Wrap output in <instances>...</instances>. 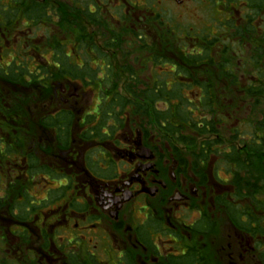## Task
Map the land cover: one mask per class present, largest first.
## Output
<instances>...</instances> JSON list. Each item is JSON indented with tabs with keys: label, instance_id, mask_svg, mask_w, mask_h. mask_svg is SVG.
<instances>
[{
	"label": "flooded vegetation",
	"instance_id": "flooded-vegetation-1",
	"mask_svg": "<svg viewBox=\"0 0 264 264\" xmlns=\"http://www.w3.org/2000/svg\"><path fill=\"white\" fill-rule=\"evenodd\" d=\"M225 3L9 0L11 10L41 4L43 16L25 31L0 28V264H264V211L242 214L231 173L223 180L215 165L175 150L165 126L129 113L135 105L125 115L111 105L121 83L131 97L169 90L174 83L155 65L172 59L165 47L185 42L201 52L188 40L194 27L173 14ZM86 16L98 77L85 86L87 76L72 79L64 68L84 72L87 61L52 23ZM168 16L178 21L166 25L173 39ZM57 28L64 35L53 42L43 35ZM91 85L100 92L95 108Z\"/></svg>",
	"mask_w": 264,
	"mask_h": 264
},
{
	"label": "trees",
	"instance_id": "trees-1",
	"mask_svg": "<svg viewBox=\"0 0 264 264\" xmlns=\"http://www.w3.org/2000/svg\"><path fill=\"white\" fill-rule=\"evenodd\" d=\"M2 2L8 3L9 0H0V4ZM226 2L223 8L228 16L223 21H217L214 25L216 31L211 27L203 28L208 29L207 34L203 35L207 36L203 37L207 45L201 47L200 53L191 51L188 53L187 43L183 42L172 46L176 50L174 53L181 57L176 60L166 57L162 63L155 62L156 66L162 64V73L166 72L169 66L172 68L169 70L175 69V72L166 75L167 84L174 83L169 90L156 93L153 91L144 95L135 93L131 97L132 100L121 96L111 105L123 107L124 115L128 113L129 109H126L128 106L135 105L136 110L129 112L130 114H141V119L143 116L153 118L160 128L165 126L175 150L180 147L182 149L199 146L200 152L196 156L208 163L211 162L212 156L220 154L223 160L217 162L216 168L222 169L221 165H223L227 170L226 174L231 173V185L237 188L240 201L243 202L242 214L247 212L252 214L250 208H257L259 212L263 211V205L257 201L254 194L260 185L264 186V0H226ZM42 10L43 6L36 4L33 8L3 11L1 15L6 19L7 25L1 17L0 28L13 27L17 24L25 31L32 28L27 20L28 22L35 20L37 21L35 26H41ZM169 17H164V29L167 28L166 25H173L174 21L175 24L178 23L177 20ZM217 19L214 18L213 21ZM167 20L171 23L166 22ZM83 23L91 27L89 34H86ZM60 25L66 28V32H70L68 36H72L69 45L79 46L77 53L87 61L84 72L72 65H67V69L64 68V70L72 79L87 76L88 82L85 86L90 85L97 77L88 68L89 64H93L97 58L91 56L96 53L93 42L95 34L92 33L93 18L87 16L82 19L77 18L67 23L60 22L54 27ZM60 30L56 35L49 32V38L52 40L53 36L55 40V36H60ZM50 47H52L51 44ZM57 52L60 57V51ZM241 54L244 55L242 60L245 67H249L247 70H241L240 66L234 69L233 61ZM74 55V53L70 54L72 63L75 61ZM213 68H217L219 73H216ZM227 80H229L228 84ZM190 83L192 84L189 85ZM192 91H197V96L190 100ZM235 100L246 104V107L250 109L247 110L250 112L247 120L249 123H242L245 120L238 121L237 124L233 123L234 128L229 132L230 139L226 142L222 135L225 127L231 122L228 120V111L231 108L229 103L232 105ZM198 105L204 110L203 117L200 119L194 118L193 115ZM158 106H163V109H159ZM191 107L194 111L189 110ZM222 107L224 112L221 110ZM238 112L239 109L231 113L237 116ZM246 126H249L251 132L249 138L247 134L244 135L241 132V127ZM187 129L190 132L189 135L184 133ZM232 144H237V147ZM234 199L237 197L234 196ZM234 207L232 204H227L228 209H234Z\"/></svg>",
	"mask_w": 264,
	"mask_h": 264
},
{
	"label": "rangeland",
	"instance_id": "rangeland-1",
	"mask_svg": "<svg viewBox=\"0 0 264 264\" xmlns=\"http://www.w3.org/2000/svg\"><path fill=\"white\" fill-rule=\"evenodd\" d=\"M223 7L224 6H222L220 8H211L210 10H207V9H199L198 10L195 7H188L187 9L180 10V11L174 13L173 15L179 17V19H181L186 25L189 24L191 27H194L193 31H190V35L188 37V40L191 39L190 41L193 42V45L195 47L199 46L201 48L202 46L207 45V43L205 41H203V37L206 38L207 36H203V35L207 34L208 29H203V28L211 27V29L216 31V28L214 27V25L217 23V21L218 20L223 21L225 18H227L228 13L225 12ZM8 9H10V5L8 3L2 2L0 4V15H1V13L3 11H7ZM214 18H218V19L216 21H213ZM69 24H71V23H69ZM79 24H82V23H79ZM55 25H57V23H53V27H52L53 29L55 28L54 27ZM83 25H85L84 28H86V34H89L91 32V30L89 28H91V27L88 26L87 23H83ZM172 26L176 27V26H178V23L175 24V21H174ZM166 31H168V32L165 34V36L169 35L168 36L169 39H173L174 34L172 33V29H171L170 26H167V30ZM52 32H54V33H51V34H54V35L58 34L57 33L58 32L57 29L53 30ZM68 34H70V32H66V36H68ZM43 35L46 36L47 39L49 38L48 32H44ZM63 35L64 34H61V37ZM71 38H72V36H68V41H70ZM93 39H94L93 42L95 43V36H94ZM169 39H167L166 43H169ZM53 40H54V38L52 36V42H53ZM63 40L65 41L66 39H63ZM174 48H172V45L166 46L165 49H164V54H166V56H171L172 59L176 60V59H178V57H181V56L180 55L177 56L174 53V51H176ZM190 48H192V47L190 46ZM190 48L188 49L187 52H189L191 50ZM69 52H70V50H69ZM173 54H174L175 57L173 56ZM50 55H51L50 53L45 55V59H47V61H44V63H48V64L54 63V60L51 59ZM95 55H96V53H93L91 56L96 58ZM243 56L244 55L241 54V56H237L236 59L233 61V63L235 64L234 65V69H236V67H239V66L241 67V70H244V69L247 70L249 68V67H245V63L242 60ZM78 58H79V60L77 61V63L81 64L82 58L81 57H78ZM238 62H240V64H238ZM33 67H34V64L30 66V70H32ZM149 67H150V65H149ZM88 68L93 72V75L94 74L98 75L97 63L96 64H94V63L91 64V66H88ZM65 69H67V66L65 67ZM169 69H172V68L169 66ZM169 69H166L167 71L164 72V74H166V75L168 74L169 75V74H172L174 72V70H169ZM150 72H151V70L149 71V73ZM97 77L94 78L93 80L97 81ZM159 82L160 81H158V83ZM170 83H171V79H170ZM155 84H156V81L152 82V85H155ZM119 86L120 87H118V90L120 91L121 96L124 97V98H127L129 100H132L131 96L127 95L126 92L123 90L124 85L122 87V83H121ZM87 91L89 92V95H87L88 96V100H87L88 107L95 108V104H97L98 97L100 96V92H98V86L96 87V86L92 85V87L88 88ZM196 96H197V91H192V95L189 96V99L190 100L191 99H195ZM91 100H93V101L91 102ZM229 100H231V98H229ZM241 103L242 102L236 101V100H235L234 104H232V105H231V103H229V106H231V108H229V111H228L229 113L227 112L228 115L232 114L231 112L234 113V110H238L239 109V112H238L237 116H234L232 114V118L229 120V121L232 122V124L233 123L237 124L238 121H242V120H245V121H242V123H249V121H247V120H248V118L250 116V112L247 111V110H250V109H248L246 107V104H244V103L241 104ZM226 104H228V100H226ZM158 108L159 109H163V106L162 107L158 106ZM189 110L190 111H194V110H192V107L189 108ZM221 110H223V112H224V108L223 107H222ZM244 111H246V112H244ZM203 112H204V110L202 108H200L199 105H198V109L196 111H194V114H193L194 118H198V119L202 118L203 117ZM206 113H208V112H206ZM256 116H257V114H256ZM230 130H231V125L229 124V125H227V127H225V129L223 131L222 137H223V139L226 142H228L229 139H230V133H229ZM241 132H243L244 135L247 134L248 138L250 137L251 132H250L249 126L241 127ZM184 133L188 134V135L190 134L188 129L185 130ZM184 149H188L189 151H191L193 153V155H196V154H198L200 152V147L199 146L198 147H193V148H184ZM221 160H223L221 158V155L217 154V155L212 156L210 163L212 165H216L217 162L221 161ZM221 166H222V169H219V177L221 179H223V180H227L228 179V177L226 175V173H227L226 171L227 170H226V168H224L223 165H221ZM215 172H216V170H215ZM254 195L256 196L257 201L260 202L261 205H263V211H264V186L260 185L259 189L256 190V194H254Z\"/></svg>",
	"mask_w": 264,
	"mask_h": 264
}]
</instances>
